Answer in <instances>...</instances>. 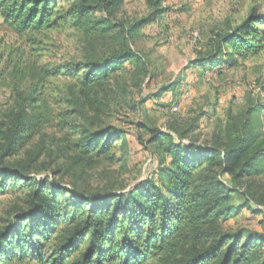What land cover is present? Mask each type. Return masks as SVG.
Returning a JSON list of instances; mask_svg holds the SVG:
<instances>
[{
	"label": "trees",
	"instance_id": "trees-1",
	"mask_svg": "<svg viewBox=\"0 0 264 264\" xmlns=\"http://www.w3.org/2000/svg\"><path fill=\"white\" fill-rule=\"evenodd\" d=\"M148 1L154 11L127 25L115 16L123 0H0V16L27 40L67 27L103 47L100 56L90 53L54 70L25 72L23 62L19 58L14 62L11 56L0 70V85L10 88L14 102L9 122L0 128V191L23 192L26 205L0 229V264H264L260 234L225 229L223 224L238 208L229 203L232 195L252 202L255 193L257 203L264 204V182H253L254 190L243 184L244 178L264 175L259 164L264 138L247 118L230 117L209 144L167 145L163 150L170 164L160 169L165 176L161 184L142 178L128 189L84 192L49 175L31 173L33 159L15 165L3 161L32 137L35 123L46 112L53 114L60 141L89 161L113 158L111 150L128 145L130 136L146 146L148 140L139 130L157 134L152 142L167 136L142 122L135 123L136 132L108 123L96 125L94 120L77 122L75 118H87L77 98L58 91L48 109L44 87L48 77L64 76L88 95L117 82L114 73L130 61L140 75L150 77L149 66L131 42L135 31L162 11L161 0ZM216 41L215 50L195 59L191 70L199 66L218 74L223 66L257 55L264 49V13L253 8ZM30 74L33 81L23 88L22 81ZM175 85L179 82L170 88ZM30 107L41 110L35 121ZM224 174L232 184L221 178Z\"/></svg>",
	"mask_w": 264,
	"mask_h": 264
},
{
	"label": "rangeland",
	"instance_id": "rangeland-1",
	"mask_svg": "<svg viewBox=\"0 0 264 264\" xmlns=\"http://www.w3.org/2000/svg\"><path fill=\"white\" fill-rule=\"evenodd\" d=\"M159 6L162 11L156 20L140 27L131 38L132 47L149 66L150 77L140 75L138 66L130 61L114 73L119 87L117 82H111L105 89L83 95L74 80L64 76L48 77L44 87L48 109L53 108L49 100L58 91L77 98L80 112L87 117L75 118L77 122L94 120L96 125L108 123L132 132L137 129L135 123L142 122L167 136L160 137V143L152 142L157 134L139 130L148 140L146 146L130 136L128 145L111 150L113 158L89 161L60 141L62 133L55 126L53 114L46 112L44 119L35 123L32 137L14 154L5 156V163L15 165L33 159L31 173L49 175L84 192L121 190L142 178L163 183L165 176L159 172L170 164V156L163 150L167 145L179 141L209 144L230 117L247 118L264 138V49L234 65L221 67L218 74H209L199 66L191 70L195 59L215 50L219 33L239 24L253 8L264 13V0H161ZM154 9L148 0H123L115 16L130 25ZM31 37L33 40H27L17 34L0 16V70L10 56L14 62L18 58L23 62L25 72H41L82 61L90 53H103L101 43L90 42L67 27H55ZM188 80L190 83L184 85ZM32 81L30 74L22 87L27 89ZM178 82L174 90L170 88ZM13 103L10 88L0 85V128L9 122ZM39 112L37 107H30L33 121ZM42 164L48 167L42 168ZM259 164L264 166V159ZM56 168L60 171L52 173ZM221 178L227 184L233 183L227 174ZM253 182H264V175L243 179L244 187L250 190H254ZM257 199L255 193L252 202L232 195L229 203L238 208L223 224L225 229L242 228L260 234L264 258V204L257 203ZM23 200L24 193L18 190L0 191V229L26 207Z\"/></svg>",
	"mask_w": 264,
	"mask_h": 264
}]
</instances>
